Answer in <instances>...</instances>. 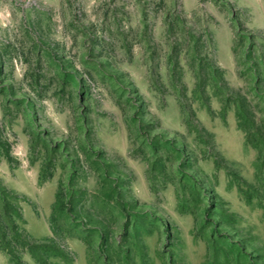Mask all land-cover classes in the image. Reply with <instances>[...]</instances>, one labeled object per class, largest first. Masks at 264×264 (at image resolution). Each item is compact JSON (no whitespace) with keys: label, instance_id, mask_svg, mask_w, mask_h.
I'll list each match as a JSON object with an SVG mask.
<instances>
[{"label":"rangeland","instance_id":"obj_1","mask_svg":"<svg viewBox=\"0 0 264 264\" xmlns=\"http://www.w3.org/2000/svg\"><path fill=\"white\" fill-rule=\"evenodd\" d=\"M0 264H264V0H0Z\"/></svg>","mask_w":264,"mask_h":264},{"label":"trees","instance_id":"obj_2","mask_svg":"<svg viewBox=\"0 0 264 264\" xmlns=\"http://www.w3.org/2000/svg\"><path fill=\"white\" fill-rule=\"evenodd\" d=\"M242 113H243V110H242ZM239 120H240L239 121V128H240V130H242L243 132H246L247 127L248 126H250V127L252 126V128L255 129V132L258 133V135H259L260 128L259 127H256V123H255L256 120H253V119H250L249 120L248 119V121L247 120L245 121L244 119H240V118H239Z\"/></svg>","mask_w":264,"mask_h":264}]
</instances>
